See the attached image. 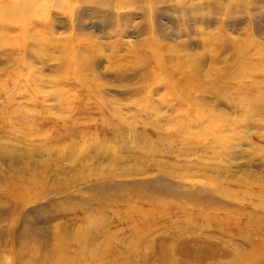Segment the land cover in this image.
I'll return each mask as SVG.
<instances>
[{"label":"rangeland","instance_id":"1","mask_svg":"<svg viewBox=\"0 0 264 264\" xmlns=\"http://www.w3.org/2000/svg\"><path fill=\"white\" fill-rule=\"evenodd\" d=\"M100 1L38 0L45 17L0 23V264L24 263L25 231L41 241L38 264H50L59 233L91 213L101 264L121 254L128 264L229 262L264 240V109L249 110L264 107V0ZM206 41L225 47L213 58ZM235 45L255 60L245 80L255 87L222 80ZM173 72L188 79L175 94L164 78ZM208 114L225 139L217 150L188 132ZM23 118L45 129L18 133ZM12 177L36 178L30 200L15 198Z\"/></svg>","mask_w":264,"mask_h":264},{"label":"bare ground","instance_id":"2","mask_svg":"<svg viewBox=\"0 0 264 264\" xmlns=\"http://www.w3.org/2000/svg\"><path fill=\"white\" fill-rule=\"evenodd\" d=\"M37 1L38 0H17V1H14V0H0V23H4L5 21H14L15 24H18L19 26H22L24 25L25 23H27L30 19H32L33 16H40L42 17V15H44V17L46 16V12L47 10H45L44 12L42 11H39L37 9ZM94 2H96L99 6H103L104 4H106L107 1H100V0H94ZM209 6V5H208ZM212 7V6H211ZM213 9V8H212ZM214 10V9H213ZM211 12V9L209 10ZM221 11V10H220ZM198 12V11H197ZM200 12V11H199ZM214 12V11H213ZM217 12V11H216ZM225 13V12H224ZM201 14V13H199ZM228 14V12L226 13ZM225 14V16H226ZM228 16V15H227ZM230 17V16H229ZM197 22L199 24H203V21L204 20H200V19H197ZM20 22V23H18ZM5 24V23H4ZM3 24V25H4ZM12 24V22H11ZM14 24V23H13ZM22 29V28H21ZM199 32H203V29L199 27ZM223 39V38H222ZM38 40V39H37ZM46 41V40H44ZM230 41V40H229ZM230 43V42H228ZM225 44H222L221 46L217 47V48H208L210 45L208 44V42L206 41L204 43V46H203V49L206 50V51H210L212 52V57L213 58H216L215 56L225 47L224 46ZM228 46V45H227ZM178 50H180L179 48H177ZM235 52V55H236V60L233 64V68L231 71H229L228 73H226L223 77H222V80H233V81H237V82H245V84L248 86V87H255V82H251V81H245L247 78L248 79H251V76L253 75L254 73V70H255V63L253 62V57H251L250 55H248V51L247 49H242V50H239L237 48V46L235 45L234 48H232ZM205 53H201L199 55H203ZM213 54H215L213 56ZM205 57V56H204ZM173 58L172 57H169V58H166L167 61H171ZM178 59V58H177ZM154 60V59H153ZM200 59H198V62H199ZM72 61L74 63H76L78 65V68L79 69H85V68H90V66L88 67V63H86L84 61V59L82 58V52H78L76 50H73L72 51ZM255 61V60H254ZM196 62V63H198ZM253 62V64H252ZM181 62L180 61H177V65H180ZM231 69V68H230ZM176 73L173 72V73H170V74H165L164 75V78L165 80H167L168 82V85H167V88H166V91L168 89V92L170 93L171 91L175 94V93H178L182 90V87H183V82L184 81H187L188 79L186 77H184L182 79L181 75L180 76H177L176 77ZM71 76L75 77V82H80L82 83L81 81H85L83 78V76H77L75 74H72ZM72 77V78H73ZM81 77V78H80ZM156 78V76L153 77V79ZM74 79V78H73ZM240 79H244L243 80H240ZM7 96V95H6ZM8 97V96H7ZM11 98V97H10ZM27 98L28 100L30 99L29 97H25ZM180 98V97H179ZM185 97H181L180 100L184 99ZM252 98V97H250ZM9 100V99H8ZM247 100V97L246 98H240L239 99V105L241 107H243L244 105V102H246ZM233 103V101H232ZM235 104V103H234ZM260 104L261 102H256L253 103L252 102V105L253 107H250L249 110L253 111L254 113L256 112H260L264 109V107H260ZM238 105V104H237ZM9 105L8 104H5V105H0V112H2L5 108H7ZM16 108L17 110L19 109V106L17 107H14ZM199 109V108H198ZM20 110L21 112H24L26 110V108L22 105H20ZM246 110V109H245ZM243 110V111H245ZM193 114V113H192ZM194 118H195V122L194 123H197L199 122L202 118H203V113L199 110H195L194 114H193ZM217 118H218V115H214V114H211V115H207V124L204 125V128L202 126H200L198 129L196 128V130H198L197 132L194 130L195 133H193V129H191L192 131V134L190 133V130H188L189 134L194 138V137H197V136H201L203 134H206L208 136H211L212 137V145L215 146L216 150L221 146L220 144L223 143V141L225 140L224 138H218V132H221L222 133V129H221V126H217L216 122H217ZM219 119V118H218ZM20 122L19 125H21L20 127H18V130L16 128V130L18 131V133H22V134H26V133H29L27 135H30L31 133H34L35 135L40 133V131L44 130L43 127L45 126H40V127H36L34 129H29L28 128V124L25 122V119L23 118L22 120H18ZM6 122V121H5ZM3 122V123H5ZM55 122V121H54ZM51 124L54 125V127L56 126L55 123H52ZM112 124V123H111ZM52 125V127H53ZM60 125V124H59ZM62 125V124H61ZM60 125V126H61ZM222 125H224V122L222 120ZM50 126V125H49ZM58 126V125H57ZM53 127V128H54ZM56 128V127H55ZM191 128V127H189ZM26 135V136H27ZM32 136V134L30 135ZM198 138V137H197ZM54 140H56L55 138H53ZM224 148V147H223ZM226 148V147H225ZM229 148V147H228ZM217 152V151H216ZM227 152V151H226ZM24 157V155H23ZM24 178V177H23ZM34 180H36V178H33ZM32 178L30 179H21V178H10L8 181L9 183L13 184V188H16V191L14 192L15 193V198L17 199H20V201H23L25 202L26 200H30L32 195L29 194L28 192V188H29V184L30 182L34 181ZM37 180H40V179H37ZM35 182H38V181H35ZM6 184V183H5ZM3 186V185H1ZM5 187V186H4ZM3 187V188H4ZM100 187V186H99ZM103 187V186H102ZM101 187V188H102ZM96 188V187H95ZM1 189V188H0ZM6 190L7 187L5 188ZM101 191V190H100ZM7 193V191H6ZM13 193V195H14ZM12 196V195H10ZM9 197V196H8ZM151 198V197H150ZM149 198V199H150ZM96 199V198H95ZM97 201V200H96ZM154 201V200H153ZM152 202V201H151ZM102 203V202H100ZM261 203L264 205V197L261 198ZM159 206V204H158ZM157 207V206H156ZM87 208V207H86ZM102 208V207H101ZM92 209L94 210V208L92 207ZM102 209H105V208H102ZM101 209V210H102ZM90 210V209H88ZM92 210V211H93ZM151 210V209H150ZM153 210V209H152ZM151 210V211H152ZM162 210V209H160ZM164 210V209H163ZM114 213V212H113ZM118 213V212H117ZM125 213V212H124ZM153 213V211H152ZM92 214V213H91ZM86 215L87 217L84 219V221L82 222V226L80 228H78L72 235L68 236L66 234H64L63 232L59 233V236L57 238V245H56V253L53 254V258L50 261V264H86V261L87 259L91 262H93L94 264H101V260L103 259L104 256H102V253L99 251V250H96L97 248L95 246H93V243L91 241V239L93 238V235H92V232H91V228L94 227V226H97V224L99 223L98 221L95 220V218L92 217V215ZM126 214V213H125ZM100 215V214H99ZM154 215V214H153ZM152 215V216H153ZM123 216V214H122ZM150 215V217H152ZM155 216V215H154ZM153 216V217H154ZM92 217V219L90 218ZM120 217V216H119ZM127 217V216H126ZM125 217V218H126ZM121 218V217H120ZM127 219V218H126ZM98 222V223H97ZM102 222V221H100ZM103 223V222H102ZM101 223V224H102ZM133 224V223H132ZM135 224V223H134ZM134 224L132 226H134ZM81 225V224H80ZM101 226V225H99ZM136 228V227H134ZM134 231V230H133ZM136 231V230H135ZM136 233V232H135ZM140 233V232H139ZM38 234V233H37ZM106 236V235H105ZM107 237H110L109 235L106 236ZM41 239V238H40ZM247 239V238H246ZM69 240V241H72V243H76V248L74 249L73 247V252H68L67 253V244H66V241ZM136 240V239H135ZM138 240V239H137ZM136 240V241H137ZM248 240V239H247ZM107 242H105L106 244H108V246H106V249L110 248V245H109V238L106 239ZM22 242V241H20ZM32 243V244H31ZM22 244L21 245V254H24V253H29V255L27 256V259H24V263L23 264H38V262L36 261L37 260V256L38 254L41 252L39 249V246L41 244V241H39L38 238L34 237L33 233L32 232H29V231H25L24 234H23V242L20 243ZM105 244V245H106ZM247 244H250L247 243ZM32 245H35V246H32ZM130 245V244H129ZM137 245V244H136ZM43 246V245H42ZM128 246V244H127ZM131 246V245H130ZM138 246V245H137ZM136 247V246H134ZM69 249V248H68ZM111 249V248H110ZM189 249V248H188ZM116 250V249H115ZM132 250V249H131ZM135 250V249H134ZM122 251V250H121ZM120 251V252H121ZM137 251V250H136ZM53 252V251H52ZM51 252V253H52ZM105 251H103V255L106 256V254L104 253ZM119 253V252H118ZM50 254V253H49ZM109 254V253H108ZM112 254V253H111ZM48 255V254H47ZM122 255V254H121ZM118 256L115 257H111L110 259L108 258V264H118V263H121V264H128L127 262H130L128 261L126 258H123L122 256ZM50 256V255H49ZM127 256V255H126ZM162 256V255H161ZM170 256V254H167L165 255V257H168ZM173 256V255H172ZM42 257V256H41ZM122 257V258H121ZM164 257V256H163ZM164 257V258H165ZM44 258V257H43ZM46 258V257H45ZM45 258L43 259L45 261ZM143 258V257H142ZM177 258V257H176ZM48 259V258H47ZM144 259V258H143ZM264 262V240L259 242V243H254L249 246V249L247 251H245L243 254L241 255H237V256H233L232 257V260L229 261V262H223L221 264H257L259 260H261ZM127 260V261H126ZM136 261V259H134ZM170 260V259H169ZM47 261V260H46ZM175 261V260H174ZM180 261V260H179ZM103 262H107L106 259L104 260L103 259ZM142 262V261H141ZM173 262V261H172ZM132 263V262H130ZM176 263V262H175ZM174 263V264H175ZM43 264V263H42ZM45 264V263H44ZM90 264V262H89ZM173 264V263H172ZM177 264V263H176Z\"/></svg>","mask_w":264,"mask_h":264}]
</instances>
